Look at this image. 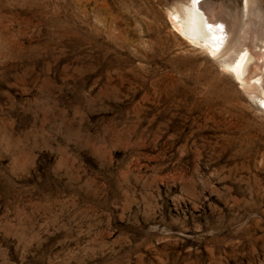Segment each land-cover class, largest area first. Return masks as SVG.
<instances>
[{"label": "rangeland", "instance_id": "obj_1", "mask_svg": "<svg viewBox=\"0 0 264 264\" xmlns=\"http://www.w3.org/2000/svg\"><path fill=\"white\" fill-rule=\"evenodd\" d=\"M185 1L0 0V264H264V0Z\"/></svg>", "mask_w": 264, "mask_h": 264}, {"label": "bare ground", "instance_id": "obj_2", "mask_svg": "<svg viewBox=\"0 0 264 264\" xmlns=\"http://www.w3.org/2000/svg\"><path fill=\"white\" fill-rule=\"evenodd\" d=\"M246 4L248 5V0H246ZM169 16L179 34L184 35L191 43L194 42L201 45V47H205L214 56L223 53L226 34L215 22L213 14L209 10L206 9L205 11L201 8L199 0L183 2L180 8L170 10ZM245 48L244 51L241 50L242 52L236 58L237 60L223 59L221 60V66L223 69L232 72L237 82L245 90L259 88L263 91L262 76L252 81L258 75L257 69L261 67L260 64L263 60L251 47ZM254 98H257V96Z\"/></svg>", "mask_w": 264, "mask_h": 264}]
</instances>
